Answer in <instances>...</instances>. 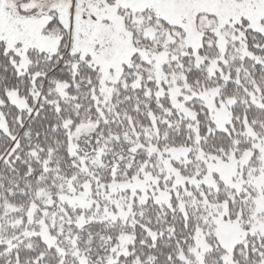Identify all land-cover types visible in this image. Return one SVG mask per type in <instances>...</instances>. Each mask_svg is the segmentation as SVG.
I'll list each match as a JSON object with an SVG mask.
<instances>
[{
    "label": "snow or ice",
    "instance_id": "1",
    "mask_svg": "<svg viewBox=\"0 0 264 264\" xmlns=\"http://www.w3.org/2000/svg\"><path fill=\"white\" fill-rule=\"evenodd\" d=\"M0 264H264V0H0Z\"/></svg>",
    "mask_w": 264,
    "mask_h": 264
}]
</instances>
